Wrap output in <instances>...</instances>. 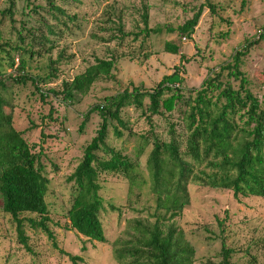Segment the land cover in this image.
Returning <instances> with one entry per match:
<instances>
[{
  "label": "rangeland",
  "instance_id": "obj_1",
  "mask_svg": "<svg viewBox=\"0 0 264 264\" xmlns=\"http://www.w3.org/2000/svg\"><path fill=\"white\" fill-rule=\"evenodd\" d=\"M30 1L42 3V0ZM65 2L67 12L77 16L78 26L70 35L61 38L51 59L61 47L72 58L60 62L57 79L46 85L40 84L41 88L60 90L62 80L70 81L95 59H106L111 53L116 61L107 79L95 82L85 95L75 96L72 102L52 94L40 100L30 82L15 84L4 77L2 95L12 104L13 127L23 132L28 144H35L42 151L43 171L49 180L46 195L48 224L57 247L43 233H33L30 229L25 230L29 238L26 247L19 242L10 216L0 210V264H72L68 255L79 256L82 261L78 264H125L114 259L112 245L128 239L126 233L134 221L152 223L156 204L147 187L136 196L137 191L130 194L125 180L104 176L100 190L104 200L101 220L107 243L88 241L70 228L66 213L70 207L72 184L66 180L100 122L98 115L92 113L78 131L83 115L104 97L124 89H151L173 70L181 80L177 85L179 91L187 95L188 90L197 89L210 72H218L219 67L230 63L235 52L256 39L264 29V0ZM11 3V15H3ZM208 4L215 6L214 14L207 8ZM24 5V0H0L1 40H14L15 29L31 20ZM142 7H145L146 25L151 33L146 38L133 39L143 28ZM199 7L202 11L190 37L179 35L177 28ZM117 15L123 37L111 30L110 22H116ZM100 38L107 42L99 41ZM166 43L177 46V53L165 52ZM45 64L46 58L32 59L27 64L28 71L43 76ZM238 70L245 79V88L264 107V41L247 49L239 58ZM9 72L6 69V73ZM225 74L222 73V81ZM229 80L236 89L238 81ZM146 102L144 99L143 104ZM123 113L129 132L121 130V137L116 138L109 131L107 143L133 156L140 137L150 130V124L141 111L133 107L124 108ZM150 120L153 133L163 137V120L155 116ZM148 150L149 147L138 161L141 173L149 183L145 168ZM189 195L190 203L183 215L174 219V225L195 248L194 264H219L223 249L234 251L231 257L234 264H264V199L250 197L236 201L228 191L196 185H189ZM108 203L119 212L110 210Z\"/></svg>",
  "mask_w": 264,
  "mask_h": 264
},
{
  "label": "trees",
  "instance_id": "obj_2",
  "mask_svg": "<svg viewBox=\"0 0 264 264\" xmlns=\"http://www.w3.org/2000/svg\"><path fill=\"white\" fill-rule=\"evenodd\" d=\"M24 2L31 20L15 29L14 40L0 39V210L10 216L19 242L26 247L27 229L43 233L57 247L48 224L49 180L43 171L42 151L39 146L28 144L23 132L13 127L12 104L2 95L4 77L15 84L30 82L40 100L52 94L72 102L75 96L85 95L92 84L110 76L116 57L111 53L106 59H95L70 81L62 80L60 90H43L40 84L57 79L60 62L72 58L65 54L64 47L57 50L54 59L51 53L58 48L61 38L78 26L77 16L67 12L65 0ZM12 7L9 4L3 15H11ZM207 8L214 14V5L208 4ZM201 11L199 7L177 28V33L190 37ZM140 19L143 28L133 39L146 38L151 33L146 25L145 7ZM110 23L112 32L123 37L120 16ZM99 41L107 42V39ZM260 41H264V29L256 39L235 52L230 63L219 67L218 72H210L187 95L179 91L177 85L181 80L173 70L151 89H124L91 107L83 115L78 131L92 113L98 115L99 125L66 180L72 184L66 213L70 228L88 241L107 243L101 220L104 209L101 179L104 176L120 178L127 182L130 194L137 191L138 196L144 187L148 188L156 204V216L152 223L134 221L131 224L126 233L128 239L112 245L114 259L125 264H194L195 248L174 225V219L181 217L190 203L189 185L228 191L236 201L250 197L264 199V107L245 88V79L238 70L239 58ZM164 50L176 54L177 46L166 43ZM43 58H46L43 76L32 75L28 62ZM6 69L10 72L6 73ZM223 72L226 73L224 81ZM230 78L238 81L236 89ZM128 107L141 111L150 124L133 156L107 143L109 131L116 138L121 137V130L129 132L123 113ZM153 116L164 122L163 137L153 133L150 120ZM147 147L145 168L149 183L138 161ZM108 208L119 212L111 203ZM233 253L223 249L219 264H234ZM68 257L72 264L82 261L79 256Z\"/></svg>",
  "mask_w": 264,
  "mask_h": 264
}]
</instances>
